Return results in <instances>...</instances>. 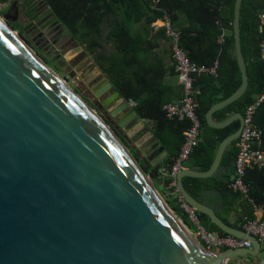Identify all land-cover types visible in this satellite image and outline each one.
<instances>
[{
	"label": "water",
	"instance_id": "obj_1",
	"mask_svg": "<svg viewBox=\"0 0 264 264\" xmlns=\"http://www.w3.org/2000/svg\"><path fill=\"white\" fill-rule=\"evenodd\" d=\"M241 4L235 0L233 32L242 86L212 106L205 120L214 130L235 122L239 129L218 145L207 172L184 168L176 185L197 212L251 248L210 251L197 244L163 196L158 170L164 149L154 126L137 117L92 59L78 71L93 80L100 113L0 22V264H264V243L225 224L183 183L184 176L217 173L243 127L240 114L213 120L249 85Z\"/></svg>",
	"mask_w": 264,
	"mask_h": 264
},
{
	"label": "trees",
	"instance_id": "obj_2",
	"mask_svg": "<svg viewBox=\"0 0 264 264\" xmlns=\"http://www.w3.org/2000/svg\"><path fill=\"white\" fill-rule=\"evenodd\" d=\"M41 1L56 21L80 43L121 97L137 104L134 109L137 117L154 126L155 139L168 152L165 165L171 166L178 157L183 134L190 124L186 120L169 119L163 110L165 105L181 98L166 82L169 77L178 80L171 40L165 28H155L154 25L168 18L172 29L180 36L181 49L192 62L207 67L218 64L216 74L193 76L200 135L198 145L184 164L198 172H207L218 145L239 129V123L235 122L222 130H214L205 121L212 106L229 99L242 86L233 32L235 0ZM153 1H157L154 10L151 9ZM261 16H264V0H242L239 28L249 85L240 100L213 114L215 123H222L236 114L243 117L245 110L264 96V27L260 26ZM13 30L18 32L20 28ZM160 40L170 44L171 66L167 64L168 58L164 60L157 53ZM253 124L261 132L264 146V102L255 110ZM237 154L238 140L230 145L222 158L219 170L223 172L209 178L184 176L183 183L199 201L202 193L218 192L223 198V211L217 212V216L228 226L244 231L248 221L256 220V211H264V168L246 171L243 181L248 186V196L234 192L229 186ZM160 179L168 206L192 232H197L182 207L177 186L172 185L173 179L170 176H160ZM198 214L209 232L228 235L212 224L207 215Z\"/></svg>",
	"mask_w": 264,
	"mask_h": 264
},
{
	"label": "built area",
	"instance_id": "obj_3",
	"mask_svg": "<svg viewBox=\"0 0 264 264\" xmlns=\"http://www.w3.org/2000/svg\"><path fill=\"white\" fill-rule=\"evenodd\" d=\"M157 1H153L151 9H155ZM158 24V23H157ZM156 24V26H157ZM158 28H165L167 36L172 44L173 55L176 62V73L178 82L184 87L185 94L181 101L169 103L164 106V112L171 120L188 121L189 127L184 132V141L180 148L178 157L171 166H164L159 170L162 175L170 176L173 179L172 185H176V175L183 169L186 162L198 145L200 135V119L197 115V103L194 99L193 76L202 73L216 74L218 64L213 67L200 66L192 62L187 53L180 47V36L172 29L168 18L159 22ZM260 26L264 27V16L260 17ZM264 50V48H263ZM264 102V96L254 104L248 107L243 116V127L238 138V154L234 161V178L230 184V189L248 196V186L243 181L245 173L249 169L264 168V146L261 142V132L253 124L255 110ZM131 109H135L137 104L133 101L128 102ZM178 189V188H177ZM178 191V190H177ZM182 207L186 211L192 224L197 229V234L201 240V245L207 250L238 249L251 248V243L245 239H239L234 236H220L209 232L201 223L199 212L190 206L182 196H179ZM244 231L255 236L259 241H264V219L262 221H248L244 225Z\"/></svg>",
	"mask_w": 264,
	"mask_h": 264
},
{
	"label": "flooded vegetation",
	"instance_id": "obj_4",
	"mask_svg": "<svg viewBox=\"0 0 264 264\" xmlns=\"http://www.w3.org/2000/svg\"><path fill=\"white\" fill-rule=\"evenodd\" d=\"M0 6V16L10 19L9 27L12 29L20 28L19 36L37 53L36 57L59 75L83 102L100 113L97 100L91 93L93 80L83 79V71H78L91 57L59 22L52 21L46 5L41 0H0ZM79 48L87 57L81 56ZM114 132L124 142L123 136Z\"/></svg>",
	"mask_w": 264,
	"mask_h": 264
},
{
	"label": "crops",
	"instance_id": "obj_5",
	"mask_svg": "<svg viewBox=\"0 0 264 264\" xmlns=\"http://www.w3.org/2000/svg\"><path fill=\"white\" fill-rule=\"evenodd\" d=\"M160 25H159V23L157 24V26L156 27H159ZM155 32H156V30H155ZM159 49L157 50V53L165 60L166 58H168L167 59V62H169V63H167L169 66H171L172 65V63H171V61H170V55H168L169 54V46H170V44H169V42L168 41H165V40H160L159 41ZM169 85H171L172 87H174V89L176 90V94L178 95V96H180V100H176L175 102H177V101H181L183 98H184V94H185V90H184V87L178 82V80H177V78L176 77H169V78H167V81H166ZM154 133V132H153ZM161 145V144H160ZM162 146V145H161ZM163 147V146H162ZM163 149H164V147H163ZM161 158H163V160L161 161V168L162 167H164V166H168V165H165V162L167 161V159H168V152L164 149V153L161 155ZM184 164H185V162H184ZM184 164H183V169L184 168H188V167H186V166H184ZM220 167V166H219ZM160 168V169H161ZM159 169V170H160ZM190 169V168H189ZM159 170H158V174L160 175V176H166V175H162L161 173H159ZM221 172H223L222 170L220 171L219 170V168H218V171H217V173H221ZM200 201L202 202V203H204V204H206V205H208V206H210L211 208H213L214 209V211L217 213H222V211H223V198H222V196L218 193V192H216V191H214V190H212V191H207V192H205L204 194L202 193V195H201V199H200ZM256 216H257V218H256V220L257 221H262L263 219H264V211H263V209H258L257 211H256ZM262 243H264V241L262 242Z\"/></svg>",
	"mask_w": 264,
	"mask_h": 264
},
{
	"label": "rangeland",
	"instance_id": "obj_6",
	"mask_svg": "<svg viewBox=\"0 0 264 264\" xmlns=\"http://www.w3.org/2000/svg\"><path fill=\"white\" fill-rule=\"evenodd\" d=\"M1 7L2 6H0V10H1ZM0 19L2 20V21H4L8 26H9V21H10V19H8V18H6V16H4V17H2V16H0ZM154 27L155 28H157L156 27V25H154ZM11 28V27H10ZM12 29V28H11ZM16 32V31H15ZM16 34L19 36V34H18V32H16ZM20 37V36H19ZM20 39L23 41V43L28 47V49L31 51V52H33L35 55H37V53L26 43V41L24 40V38H22V37H20ZM41 61H42V59H41ZM43 62V61H42ZM47 65V64H46ZM48 66V65H47ZM58 77L60 78V76L58 75ZM61 79V78H60ZM61 81H63L62 79H61ZM63 83L66 85V83L63 81ZM70 88V87H69ZM179 218V217H178ZM182 222H183V220L181 219V218H179ZM184 224V223H183ZM187 228H188V230L189 231H191V229L187 226V225H185ZM191 234L193 235V237L197 240V242H199L200 244H201V240H200V238H199V236H198V234H197V232H192L191 231Z\"/></svg>",
	"mask_w": 264,
	"mask_h": 264
},
{
	"label": "bare ground",
	"instance_id": "obj_7",
	"mask_svg": "<svg viewBox=\"0 0 264 264\" xmlns=\"http://www.w3.org/2000/svg\"><path fill=\"white\" fill-rule=\"evenodd\" d=\"M0 22L9 30L10 28H8V25L4 22V21H2L1 19H0ZM11 30V29H10ZM9 30V31H10ZM10 32H12V31H10ZM13 34V36L17 39V40H19L20 42H22V44H24L23 43V41L18 37V35H16V34H14V33H12ZM32 54L33 55H35L33 52H32ZM36 56V55H35ZM180 220V219H179ZM181 221V220H180ZM182 222V221H181ZM182 224H183V222H182ZM183 226L187 229V231L190 233V235L193 237V235L191 234V231H189L188 230V228L183 224ZM194 238V237H193ZM194 240L197 242V240L194 238ZM197 244H199L198 242H197Z\"/></svg>",
	"mask_w": 264,
	"mask_h": 264
}]
</instances>
